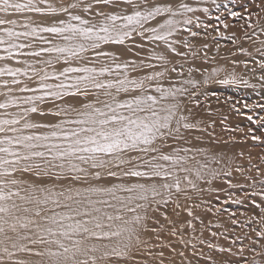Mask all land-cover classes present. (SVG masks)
<instances>
[{
	"label": "snow or ice",
	"instance_id": "obj_1",
	"mask_svg": "<svg viewBox=\"0 0 264 264\" xmlns=\"http://www.w3.org/2000/svg\"><path fill=\"white\" fill-rule=\"evenodd\" d=\"M223 7L215 20L224 29L228 18L233 28L243 21L229 40L264 81V0H247L243 11ZM198 11L210 9L192 0H0V264H164L157 250L176 251L165 240L197 246L183 234L196 231L202 184L221 173L212 167L220 158L194 144L201 136L192 133L207 127L190 105L212 82L248 86L234 71L216 80L220 68L197 79L200 69L185 73L175 61L199 55L191 40L208 25ZM136 38L146 56L105 51ZM246 118L264 129V116ZM248 134L264 143L253 129ZM256 172L245 219L229 215L246 230L231 240L243 264H264V172ZM226 195L225 204L242 202Z\"/></svg>",
	"mask_w": 264,
	"mask_h": 264
},
{
	"label": "rangeland",
	"instance_id": "obj_2",
	"mask_svg": "<svg viewBox=\"0 0 264 264\" xmlns=\"http://www.w3.org/2000/svg\"><path fill=\"white\" fill-rule=\"evenodd\" d=\"M192 1L194 7L201 9L208 7L210 9L207 14L200 11L196 13L208 25V28L206 33L202 28L200 36L191 40L196 46L193 50H197L199 53L198 57L193 61L189 52L188 60L185 62L180 57H175V54H172L175 57V61L182 66L184 65L183 69L186 71L189 67L193 68L197 66L198 69L203 70L201 72L202 75L211 72L213 68H220L222 71L215 77L216 80L226 78V73L234 71L238 77H242L248 81V86H225L212 82L206 86L207 96H199V105H190V107H193V114L201 116L203 126L207 127V132L203 134L199 131L192 133L194 136H201V139L198 142L194 141V144L196 147L205 148L209 153L215 154L220 158V163H214L212 167L221 173V175L211 185L202 184V187L205 188L202 197L203 203L200 208L194 210L200 216L199 220L193 221L196 231L193 233L189 229L187 233L183 234L186 240L191 239L192 243L197 244V246L195 248L190 245L185 246L179 242V238L177 237L164 241L165 244L170 243L175 247V252L171 251L168 247L158 249L157 251H164V264H243L241 257L234 254L238 246L231 244V240L246 230L242 229L238 224L233 225L229 219V215L235 213L236 220L243 221L245 219V215L248 214L250 208V201L245 198L246 194L251 191L249 188L251 181L248 177H256L257 167L264 172V160L261 159L264 158V143L253 141L251 135L248 134L251 128L255 131L256 135L264 137V129H261L258 124H253L246 118L249 115L253 116L254 119L264 116V109L257 107V105H264V81L259 79L260 73L258 71L253 73L245 69L243 63H241L246 59L245 55L238 53V50L229 40L233 32H236L237 36H240L238 25L243 23V21H236L237 27L233 28L231 25L234 21L232 18H228L225 20V23H228L230 27L224 29L215 20L216 16L224 13L223 5L225 3L230 8L243 11L239 6L241 4L247 6V0H232V2H229V0H216L217 3L222 5L219 12L216 11L212 0H201L199 3H196V0ZM214 27H218L219 32L223 33V36H219L217 32L213 31ZM193 30L195 31L196 29L193 28ZM205 44L208 45L207 48L203 47ZM245 47H248V45L245 44ZM179 50L188 51L187 49ZM0 52H2V49H0ZM204 57L207 58L205 59ZM233 61H236V63L233 64ZM12 66L22 65L12 64ZM250 67H256V65L250 61ZM202 75L197 79H202ZM244 104H248L250 110L245 109ZM233 105L239 107L244 115L233 110ZM240 153H243V155H240ZM237 167H240L241 171H237ZM229 171L232 173L230 177L223 174ZM229 179L231 180V187L227 183ZM210 187L219 191H208L207 189ZM229 192L233 194V200L239 199L242 202L237 204L230 201L225 204L224 201L227 199L226 193ZM188 203L191 206V202ZM197 203H200V201H197ZM208 207H211V213L206 211ZM216 208H224L226 211L217 213L215 211ZM181 215L185 217V213L182 212ZM169 216H172L170 206ZM211 232H217L218 235L212 237ZM201 233H203L202 236ZM220 233H224L229 238L225 240L224 236L219 235ZM195 238L205 239L210 243L225 248L231 247L232 253L220 252L218 248H209L207 243L200 245ZM245 244H247V241H245ZM180 252H183L184 255H178ZM244 255L247 259L251 260L252 253L246 252Z\"/></svg>",
	"mask_w": 264,
	"mask_h": 264
},
{
	"label": "bare ground",
	"instance_id": "obj_3",
	"mask_svg": "<svg viewBox=\"0 0 264 264\" xmlns=\"http://www.w3.org/2000/svg\"><path fill=\"white\" fill-rule=\"evenodd\" d=\"M193 2V1H192ZM107 10V9H106ZM140 43V40L138 39V38H136V39H134V40H129V41H126V44L125 45H123V46H120V45H111V46H107V47H105V51H112V52H114V53H116L117 55H121L122 56V58H127V59H135L136 57H135V53L137 52V51H140L139 49H137L136 47H135V45L136 44H139ZM145 43H147V42H145ZM152 47H155L154 45H148V48H149V50L152 48ZM224 48V47H223ZM229 49V48H228ZM130 50V51H129ZM184 50V49H183ZM211 50V49H210ZM209 50V51H210ZM230 50V49H229ZM228 50V51H229ZM182 51V50H181ZM197 51V50H196ZM218 51V50H217ZM216 53V52H215ZM148 53H146V52H143V51H140V55H142V56H146ZM224 54V53H223ZM213 55V54H212ZM201 57V56H200ZM216 57V56H215ZM220 57H222V56H220ZM207 58V57H206ZM209 59H210V57H209ZM227 60V59H226ZM191 62V61H190ZM196 62H198V61H196ZM195 62V63H196ZM4 62H0V66H2V64H3ZM200 63H202L201 61H200ZM206 63V62H205ZM226 63V62H225ZM11 64H16L14 61H11ZM203 65V64H202ZM201 65V66H202ZM184 66V65H183ZM207 66V65H206ZM56 67H58V66H56ZM203 67V66H202ZM193 69H197V66H194L193 67ZM49 70H51V69H49ZM184 70V69H183ZM203 71V70H202ZM201 70H200V72L199 73H197L196 74V78H198V77H200L201 75H202V72ZM184 72L186 73L187 71L186 70H184ZM179 78H177V80H178ZM30 86H34V85H30ZM195 116V115H194ZM195 119L196 120H199V121H201V116H198V115H196L195 116ZM217 120V119H216ZM216 122V121H215ZM233 123V122H232ZM216 124V123H215ZM213 130H215V129H213ZM221 133V132H220ZM219 134V133H218ZM221 140V139H220ZM206 142V141H205ZM202 143V142H201ZM211 143V142H210ZM213 143V142H212ZM221 144V143H220ZM235 144V143H234ZM202 145V144H201ZM232 145V144H231ZM200 146V145H199ZM227 146V145H226ZM217 147V146H216ZM219 147H221V146H219ZM218 147V148H219ZM225 149H226V147L225 146H223ZM222 147V148H223ZM217 148V149H218ZM236 148V147H235ZM232 150H234L233 148H232ZM216 151V150H215ZM233 172V171H232ZM234 176V175H233ZM218 186V185H217ZM213 187V186H212ZM172 207L173 206H171L170 205V208L172 209ZM185 216H186V214H185ZM167 253V252H166ZM176 256V255H175ZM139 258V257H138Z\"/></svg>",
	"mask_w": 264,
	"mask_h": 264
}]
</instances>
